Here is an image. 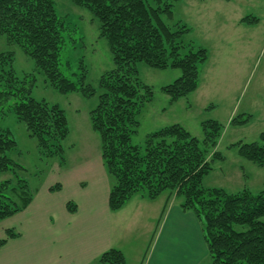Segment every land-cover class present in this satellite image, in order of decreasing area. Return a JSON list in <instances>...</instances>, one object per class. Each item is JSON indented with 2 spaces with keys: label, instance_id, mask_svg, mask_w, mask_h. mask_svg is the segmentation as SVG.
<instances>
[{
  "label": "trees",
  "instance_id": "1",
  "mask_svg": "<svg viewBox=\"0 0 264 264\" xmlns=\"http://www.w3.org/2000/svg\"><path fill=\"white\" fill-rule=\"evenodd\" d=\"M69 1L97 20L99 38L109 47L113 67L100 77L96 89L85 83L82 60L79 71L72 73L69 63L61 59L67 28L52 0H0V36L19 47L45 83L58 93L85 99L97 95L89 120L109 179V211H120L134 196L154 201L166 194L157 228L173 199L183 213L198 221L212 264H264V222L260 221L264 217V181L257 194L248 190L230 194L202 186L211 162L223 160L215 152L221 124L203 122L201 140L174 124L148 134L141 146L131 143L139 128L137 117L153 97L152 89L139 79L137 65L180 71L175 81L161 88L174 103L196 91L199 68L207 60L206 50L187 39L190 29L185 24L166 22L172 19L173 4L180 0ZM243 21L256 20L246 17ZM34 82L29 75L16 73L12 52L0 54V115L12 113L35 139L40 154L57 158L62 168L66 165L62 143L69 135L68 121L58 105L31 97ZM247 121L234 118L230 123ZM232 147H237L238 155L246 161L264 168V132L259 142ZM15 148L10 131L0 129V175H8L0 181V222L22 212L33 199L25 169L8 156ZM58 188L56 185L50 191ZM67 207L72 210L70 204ZM6 236L15 234L7 231ZM95 264L127 263L123 253L112 248Z\"/></svg>",
  "mask_w": 264,
  "mask_h": 264
},
{
  "label": "rangeland",
  "instance_id": "2",
  "mask_svg": "<svg viewBox=\"0 0 264 264\" xmlns=\"http://www.w3.org/2000/svg\"><path fill=\"white\" fill-rule=\"evenodd\" d=\"M52 1L57 15L64 20L67 28L62 61L68 62L72 73H76L82 60L86 69L85 83L96 89L100 77L113 67L108 44L105 39L99 38L98 22L87 10L76 7L69 0ZM200 1H203L202 4ZM224 2H215L224 5V10L217 12L215 3L209 5L210 0H180L172 6V19L166 21L163 17L170 24L178 21L185 24L190 29L187 39L206 50L207 60L199 68L196 91L174 103L169 102L168 95L161 88L175 81L180 71L137 65L139 79L152 89L153 97L143 105L137 117L139 128L131 143L141 146L148 134L174 124L201 140V124L217 121L223 129L215 152H219L223 160L211 162V170L203 178L202 186L222 189L230 194L243 190L257 194L262 189L264 168L240 157L237 147L232 146L259 142V135L264 132V0ZM239 16L241 20L251 17L256 21L232 24L234 17ZM7 52L14 54L16 73L19 76L29 75L35 80L31 97L49 105H58L64 110L69 127V135L62 143L66 164L75 165L74 162L89 157L91 150L99 152V140L89 120V112L97 103V95L85 99L78 94L58 93L45 83L44 77L35 70L33 61L19 47L8 44L5 37L0 36V54ZM234 118L248 121L233 125L230 122ZM0 129H8L16 142L15 150L8 156L25 169L33 195L56 181L55 168H61L59 160L43 157L35 139L27 135L24 125L12 113L0 115ZM7 177L0 175V181ZM132 219L130 217L127 224ZM260 221L264 222V217ZM139 224L140 219H134L130 227L126 225L125 233L130 234L121 240L128 264L136 262L132 250H140L149 244L151 235L148 231L143 239ZM155 228L158 230L159 226L157 228L155 224ZM116 231L119 232V229ZM152 244L153 240L149 249ZM201 264H210L208 255Z\"/></svg>",
  "mask_w": 264,
  "mask_h": 264
},
{
  "label": "crops",
  "instance_id": "3",
  "mask_svg": "<svg viewBox=\"0 0 264 264\" xmlns=\"http://www.w3.org/2000/svg\"><path fill=\"white\" fill-rule=\"evenodd\" d=\"M216 1L225 0H210L209 5ZM223 6L215 3L214 8L222 12ZM240 20V16L234 17L232 24ZM74 164L55 168L54 183L39 189L22 212L0 222V242H4L0 244V264H95L112 248L120 250L128 264L122 247L124 237L130 234L125 233V226L140 219L142 238L148 231L152 236L166 194L154 201L134 196L120 211L112 213L107 206L109 179L100 153L91 150L89 157ZM56 185L59 188L50 191ZM174 202L169 200L143 264H201L206 258L198 221ZM130 217L134 219L127 224ZM7 231L15 236L7 238ZM145 246L131 251L134 264H140L148 244Z\"/></svg>",
  "mask_w": 264,
  "mask_h": 264
}]
</instances>
